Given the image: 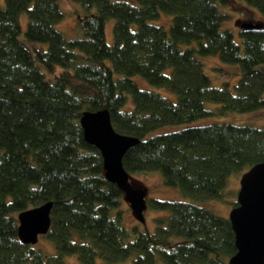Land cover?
<instances>
[{"label":"trees","instance_id":"16d2710c","mask_svg":"<svg viewBox=\"0 0 264 264\" xmlns=\"http://www.w3.org/2000/svg\"><path fill=\"white\" fill-rule=\"evenodd\" d=\"M72 1L84 15L71 38L56 28L63 16L59 0L0 5V264H62L67 254L82 264L130 256L132 264H156V258L227 264L236 251L228 217L192 201L152 199L151 206L167 211L154 218V230L126 227L121 210L113 212L123 190L104 177L100 151L85 141L79 119L85 110L105 108L117 132L138 138L122 157L128 174L158 171L184 195L222 199L232 193L231 174L264 160V128L213 122L149 133L264 107V72L255 67L264 63V24L239 25L238 43L220 27L226 14L219 2L228 0ZM244 1L264 16V0ZM161 11L172 14L167 28L149 22ZM23 12L26 41L45 45L30 49L19 39ZM110 17L111 44L104 39ZM208 54L239 65L233 91L211 84L197 56ZM135 74L175 100L138 87ZM206 101L218 106L207 109ZM46 201H52L50 227L40 236L52 241V254L17 234V212Z\"/></svg>","mask_w":264,"mask_h":264},{"label":"rangeland","instance_id":"374dc122","mask_svg":"<svg viewBox=\"0 0 264 264\" xmlns=\"http://www.w3.org/2000/svg\"><path fill=\"white\" fill-rule=\"evenodd\" d=\"M133 2L134 0H127ZM0 5H4V0H0ZM60 8L63 12V16L59 19V22L56 24V28L59 29L66 37L71 38L77 35L76 22L84 15L82 7L72 1V0H59ZM221 12L226 14V18L220 22L221 28L229 29L233 33L234 39L239 43L241 36L239 34V24L242 21H251L256 23L264 24V16H262L259 11L254 7L250 6L244 0H228V4H222L219 2ZM96 12L95 6L91 7L89 13ZM172 19V14L161 11L159 16L150 19L149 22L158 24L164 27H168ZM20 24H21V33L19 34V39L30 49L33 46L45 45L33 43L26 41L24 36V29L26 27L27 15L26 12L21 13L20 15ZM113 18H108L105 22L104 31L106 42L111 44L113 42ZM134 26V25H133ZM132 26V27H133ZM180 46L185 47V44ZM198 58L203 62V68L207 75L209 76L210 82L214 86L226 85V87L231 91L234 90V86L240 77V68L237 63L223 62L219 55L217 54H208V55H197ZM257 69L264 72V63H259L255 66ZM61 68L57 66V71ZM117 72H113V76L116 77ZM47 76H49L47 74ZM131 79L140 88L154 90L159 92L168 99L175 100V95L170 90L162 86H157L150 84L144 77L135 74L131 76ZM218 104L206 101L205 107L207 109L214 110ZM213 122H227L236 125H252L255 127L264 128V107L256 108L253 110L238 112V111H227L225 113L213 114L202 116L196 118L189 122L184 123H174L166 124L156 128L154 131H151L149 134L167 132L171 130H177L186 126L193 125H203ZM245 169H241L238 172H234L228 177V187L227 190L232 191V193H226L222 199L217 198H192L187 195L182 194L180 189L176 186L166 185L162 176L158 171H150L147 173H131L129 174L128 181L131 184L130 186L134 188H143L145 192V208L143 210L141 219L137 218L134 211L130 207V204L127 202L125 197L120 196V202L118 207L113 209L115 212L117 209H120L122 212V222L126 227L136 226L138 229H145L150 232L154 230L155 223L154 218L156 216L166 215V210H161L151 206L152 199H166V200H187L192 201L195 204L208 208L222 217H228L229 211L232 208V201L235 199V193L239 188V181L241 174ZM174 240H179L180 237H174ZM36 248H39L46 252L47 254L55 253L56 249L51 240L44 236H39L37 243H33ZM132 256L117 262L116 264H132ZM156 264H165L161 259L156 258ZM102 259L97 258L95 264H102ZM62 264H82L79 262L76 254H67L63 256Z\"/></svg>","mask_w":264,"mask_h":264},{"label":"water","instance_id":"95a60500","mask_svg":"<svg viewBox=\"0 0 264 264\" xmlns=\"http://www.w3.org/2000/svg\"><path fill=\"white\" fill-rule=\"evenodd\" d=\"M243 29L258 28L261 23L242 21ZM85 141L96 146L102 156L104 177L123 190L137 218L141 219L145 206L143 188H134L128 181L129 174L122 165L125 151L136 142L135 136L117 132L110 121L107 109L85 110L79 119ZM236 202L228 212L234 232L236 251L227 264H264V160L241 174ZM52 201L17 212L18 237L25 244L37 243L40 235L50 227Z\"/></svg>","mask_w":264,"mask_h":264}]
</instances>
